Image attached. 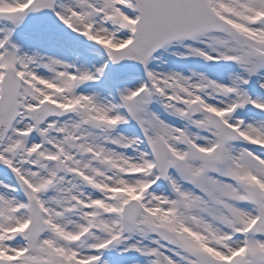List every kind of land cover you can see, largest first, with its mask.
I'll use <instances>...</instances> for the list:
<instances>
[{"label":"snow or ice","instance_id":"obj_1","mask_svg":"<svg viewBox=\"0 0 264 264\" xmlns=\"http://www.w3.org/2000/svg\"><path fill=\"white\" fill-rule=\"evenodd\" d=\"M0 264H264V0H0Z\"/></svg>","mask_w":264,"mask_h":264}]
</instances>
